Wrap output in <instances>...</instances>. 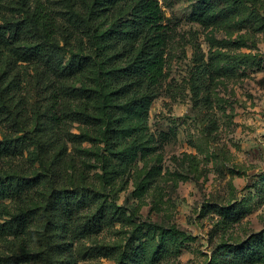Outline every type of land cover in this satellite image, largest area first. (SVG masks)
I'll use <instances>...</instances> for the list:
<instances>
[{
  "label": "trees",
  "instance_id": "16d2710c",
  "mask_svg": "<svg viewBox=\"0 0 264 264\" xmlns=\"http://www.w3.org/2000/svg\"><path fill=\"white\" fill-rule=\"evenodd\" d=\"M261 4L200 0L190 18L208 27L234 20L253 24L260 22ZM5 6L17 13L0 24V126H7L0 160L28 151L40 169L31 176L19 170L0 174V213L11 217L0 223V240L12 238L20 248L0 255V264H77L80 256L98 255L116 264H159L190 237L175 227L134 225L109 196L119 180L134 176L133 169L137 174L136 160L154 148L149 110L166 78L171 40L160 0H0V8ZM56 8L65 10L71 25L58 23ZM240 60L255 64L251 55ZM19 64L35 66V84L44 89L42 104L32 114L18 90V73L7 77ZM71 123L81 126L71 141L92 143L78 147L87 155L82 166L68 154ZM92 158L102 171L96 176L110 190L88 181L87 169L97 166L87 161ZM64 171L68 183L59 181ZM261 181L264 188V174ZM142 187L144 180L138 183ZM32 192L40 198L34 200ZM7 201L16 202L15 210ZM209 207L224 226L247 214L242 206ZM118 222L133 225L125 243L85 242ZM210 264H264V230L221 242Z\"/></svg>",
  "mask_w": 264,
  "mask_h": 264
},
{
  "label": "rangeland",
  "instance_id": "374dc122",
  "mask_svg": "<svg viewBox=\"0 0 264 264\" xmlns=\"http://www.w3.org/2000/svg\"><path fill=\"white\" fill-rule=\"evenodd\" d=\"M199 1L160 0L171 40L166 78L149 110L148 135L153 137L154 148L150 155L136 160L137 174L133 169L134 176H127L124 183L119 180L109 196L132 216L134 225L145 230L149 225L175 227L190 237L159 264H210L221 242L244 240L264 230V27L259 28L264 23V0L257 11L261 17L258 23L234 20L209 27L190 18ZM56 11L63 28L72 24L64 9ZM13 13L17 11L1 7L0 24ZM243 55H251L255 64L240 60ZM217 65L229 70H219ZM16 73L18 90L32 114L44 96L43 87L35 84L36 68L19 64L7 77ZM6 127L0 126V139ZM67 130L68 154L82 166L87 155L78 147L92 143L79 146L71 141L72 134L80 133L79 124L71 123ZM89 160L97 166L87 169L88 181L110 190L96 176L102 173L98 161ZM38 167L39 163L29 160L28 151L18 159L0 160L2 175L19 170L31 176ZM142 180L145 187L139 189ZM59 181L68 183L65 171L59 173ZM37 193H31L34 200L40 198ZM26 200L25 207L31 204ZM7 203L15 210L16 202ZM212 204L242 206L247 214L224 226L221 215L209 207ZM10 218L0 213V223ZM132 231V224L118 222L92 238L93 242H85L89 246L103 241L125 243ZM15 249L20 250L12 238L0 240V255L12 254ZM77 264L116 263L98 255L80 256Z\"/></svg>",
  "mask_w": 264,
  "mask_h": 264
}]
</instances>
